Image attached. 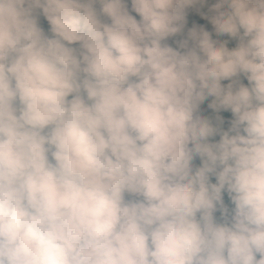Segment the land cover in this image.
I'll use <instances>...</instances> for the list:
<instances>
[{
  "label": "clouds",
  "instance_id": "obj_1",
  "mask_svg": "<svg viewBox=\"0 0 264 264\" xmlns=\"http://www.w3.org/2000/svg\"><path fill=\"white\" fill-rule=\"evenodd\" d=\"M0 264H264V0H0Z\"/></svg>",
  "mask_w": 264,
  "mask_h": 264
}]
</instances>
